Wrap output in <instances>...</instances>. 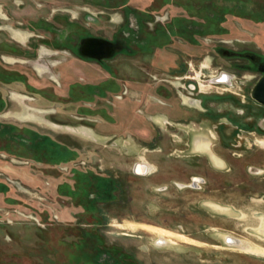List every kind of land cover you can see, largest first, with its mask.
<instances>
[{"label": "rangeland", "instance_id": "rangeland-1", "mask_svg": "<svg viewBox=\"0 0 264 264\" xmlns=\"http://www.w3.org/2000/svg\"><path fill=\"white\" fill-rule=\"evenodd\" d=\"M128 1L131 6L158 18L156 22H166L178 14L188 15L187 11L202 21L201 16L212 15L218 7L235 9L237 14L226 13L221 23L224 32L199 35L196 45L174 37L168 46L156 48L150 54L141 51L134 55L117 54L104 61L103 67L90 61L81 62L73 52L56 50L52 45L62 34H69L74 42L79 32L112 39L125 22L122 3ZM235 1L174 0L173 4L166 0H0V16L8 18L1 19L0 26H12L10 18L22 22L21 37L17 35V38L25 43L24 52L30 41L38 39L35 42L39 44L38 55L42 58L25 53L18 57L23 61L22 71L28 72L29 84L34 88L29 89L25 82V85L13 82L7 87L8 106L6 113L0 115L1 122L24 125L28 119H34L41 133L50 134L57 145L66 149L65 154L82 162L70 174L57 167V160L53 159L57 163L49 167L39 162L35 164L37 175L49 180L50 185L53 183V190H11L7 195H0V264H87L86 258L73 256L89 246L80 247L86 233L90 236H87L89 243L97 241L100 249L114 247L123 251L135 264H264V146L258 142L264 140V129L257 125L264 119V113H256L253 102H250L252 107L250 103L240 102L245 92L244 81L251 84L254 78L251 74L243 77V72L234 65L236 59L221 51L224 48L264 53V22L239 15L241 6ZM248 1L246 10L257 4L264 6V0ZM82 7L88 12L80 16ZM97 10L103 13L91 14ZM130 23L136 24L133 15ZM135 31L141 35L146 27ZM33 32L50 38L48 44L36 37L27 40ZM14 58L7 56L8 61ZM179 72L183 78L175 77ZM160 73L166 75L168 82L160 79ZM222 73L230 74L227 82L211 81ZM32 74H38L39 78H32ZM123 74L134 81L136 95L147 88L148 94L153 92L152 96L163 101L167 97L172 103L178 99V93L188 88L186 80L195 82L197 89L193 96L199 99L208 96H203L206 98L203 106L199 105L206 111L191 108L186 120L205 118L211 124L214 116L228 122H244L246 130L237 139L241 144L225 149L216 146V151L227 161L220 168L215 167L214 174L204 154L199 153L196 172L209 175L205 182H193L192 188L183 190H146L151 174H133L131 165L136 159L132 157L119 156V162L114 163L110 151L118 155V150L108 146L112 142L107 138L112 132L110 123L117 120V106L127 97L123 94L127 89L121 91L122 86L114 81L116 75ZM102 75L109 79L101 80ZM155 75L158 76L154 78ZM90 76L98 77V92L103 91V95L93 102L81 99L82 107L77 103L71 107V114L83 119H75L73 123L60 121L71 119V115L65 114L67 102L72 100L70 95L72 98L84 95L80 87L73 88L68 95V85L72 81L86 83ZM248 92L249 89L245 95ZM239 110L245 113H237ZM120 112L118 109L119 117L123 116ZM98 119L103 123L98 125ZM141 140L138 142L143 145ZM138 149L142 155L143 148ZM141 165L144 171L148 170L146 163H139L135 166L136 172H144L138 171ZM93 174H106L113 183V190L100 197L97 207L88 198L96 190ZM57 177H63L62 181ZM36 182L38 187L48 186L42 180ZM11 196L16 201L21 198L48 210L53 214L52 221L40 222L29 209L16 206V201L9 199ZM162 235L169 240L158 243ZM181 236L186 239H180ZM232 238L237 242H232Z\"/></svg>", "mask_w": 264, "mask_h": 264}, {"label": "flooded vegetation", "instance_id": "flooded-vegetation-1", "mask_svg": "<svg viewBox=\"0 0 264 264\" xmlns=\"http://www.w3.org/2000/svg\"><path fill=\"white\" fill-rule=\"evenodd\" d=\"M166 2H173L174 0H166ZM181 3V2H180ZM179 2L177 4L183 6ZM151 5V3H150ZM123 12L125 15V22L119 26L118 30L114 33V37L112 39H108L102 36L89 34L86 32H79L76 35V38L74 42H71V37L69 34H62V38L57 36V40L54 41L52 45H55L56 50L66 51L69 50L70 52H73L74 56L77 57L81 62H94L98 66V64L103 67V62L109 60L110 58H113L117 54H125V55H134L138 51L141 52H147L152 53L154 50L164 48L168 46L171 43V40H173L174 37L180 38L185 40L187 43L191 45H196L198 43V36L200 35L198 33L199 27L198 25H193L188 23L187 29L185 31V35H182L180 31L182 32L183 28L179 27L181 26L180 23H182L183 18H185L188 21H199L198 19H195V15H193L191 12H188V15L184 14H178L175 16H172L168 21L166 22H156L158 21V18H156L153 15H149L146 10H140L138 8H135L131 6L130 2L122 3ZM138 9V10H137ZM61 10V9H58ZM65 10V9H64ZM63 11V10H61ZM83 11V12H82ZM88 12V9L86 7H82L80 9V16L81 14L86 15ZM98 13H103L101 10H97L96 12H91L92 15L98 16ZM134 16L135 18V26H131L130 18L131 16ZM68 17H71L69 15ZM74 17V16H72ZM75 18V17H74ZM4 21L8 19L7 17H1L0 16V23H2V20ZM166 18L165 20H167ZM10 21L12 23V26L7 27L6 25L4 27L0 26V115L6 113L8 101H7V87L12 84L13 82H22L24 85L27 83V87L29 89H33V84H29L30 80L27 78L30 75L27 71L23 72L21 67V63L23 62L22 59H19L18 57H22L23 53H25L27 56L32 57L34 54H37V59L41 56L38 55V49L39 44L35 41H38V39H34V41H30V44L26 46V51L24 52V46L25 43H23L19 38H17V35L21 37V28L22 22L17 21L14 18H10ZM78 22L80 23V18H78ZM34 24H37L34 22ZM152 24V25H151ZM70 25V24H69ZM151 25V26H150ZM51 28H54L52 25ZM146 27V31L142 32L141 35L136 33L139 30H144ZM26 28H28L26 26ZM32 30H37L35 26H31ZM84 29V28H83ZM62 32V30H59ZM48 32V31H47ZM55 34V33H54ZM204 35V34H203ZM55 36V35H54ZM36 37L40 38L43 43L48 44L47 40L50 38H46L45 36L36 34V33H29L27 36V40L29 38ZM53 37V35H52ZM88 37H96V38H104L112 43L113 50L111 53V56L106 59L102 60H96L89 58L88 56L84 55L82 53V44L85 39ZM135 46H138L137 49H135ZM223 54H226L228 57H233L236 59V63L234 64L237 68H239L240 71H242V76L246 77L248 74H251L249 76L253 77V84L251 88H248L251 84L248 83V80H243V86L244 91L248 92V95H245V92L242 94L243 99L240 100L241 103L248 105L250 102H253V105L255 106V112L262 114L264 113V104L256 101L251 96V92L253 88L256 86L258 81L264 76V53L260 51H248L245 50L243 52L235 51V50H228V49H221ZM14 56L12 61L7 60V56ZM243 59L242 62L238 59ZM61 63V62H59ZM10 64H14V66H10ZM20 64V65H19ZM181 61L179 62V65H181ZM52 65V64H51ZM33 68V66H31ZM98 68V67H97ZM78 69L75 67V70ZM80 69V68H79ZM109 70V69H108ZM111 72V70H109ZM70 74V73H69ZM25 75V77H24ZM71 75V74H70ZM36 77L39 78L38 74H32V78ZM163 82H168V79L163 78ZM25 82V83H24ZM114 82V81H113ZM80 87L81 91L84 95L80 94L78 97H71V91L73 88ZM117 88L115 85H113V88ZM125 89V88H124ZM122 90V88H121ZM109 92V91H107ZM103 91L98 92V77L93 79H89V81L86 83H81L80 81H72L68 85L67 94L70 95L69 98L72 100H69L67 113L68 115H71V119H64L60 121L64 122H75V119L80 120L83 119V117H77L73 116L71 114V107L74 106L75 103L78 104V107H82L84 104L80 102L81 99L88 100L89 102H93L95 99L97 100L98 97L103 95ZM127 93L126 90H124L123 94ZM166 95V93H165ZM49 98V97H48ZM249 100V101H246ZM47 100V99H46ZM49 101V99L47 100ZM250 106L252 107V104L250 103ZM86 107V106H85ZM247 107V106H246ZM89 109H92L89 107ZM245 111L242 110L243 114ZM47 116V115H46ZM52 119V118H51ZM56 119V118H53ZM261 119V118H260ZM37 122L34 119H28L27 124L24 125H18L15 123H7V122H1L0 120V195L4 196L5 194H9L11 190H53V183L50 185L49 180H44V178L37 175L38 171L35 170V164L45 163L49 166H54L53 159L58 161L57 167H60L62 170H66V174H70L75 169H77L82 162L81 161H75L74 159H71L69 155L65 154L64 152L66 149L62 148L60 145H57L55 142V138H53L48 133H41L38 130V127L36 126ZM241 125L246 126V123H241ZM261 123H258L257 125L261 127V129H264L263 125H260ZM77 126H80L78 123ZM10 131V132H8ZM50 162V163H49ZM71 163V164H70ZM50 164V165H49ZM66 165V166H60V165ZM85 164V163H83ZM12 175V176H11ZM95 179V189L92 192L88 194L89 201L94 206L97 207L98 200H100L101 196L104 197L106 194H110L108 190H113L112 182L107 186H101L98 183V174L92 175ZM40 177V178H39ZM47 175V179H48ZM60 179V182L62 181L63 177H57ZM54 179V177H51V180ZM42 180L43 183L46 186H40L36 185V181ZM59 185V184H58ZM9 198V197H8ZM12 200V202L16 201V198H12V196L9 198ZM22 201V202H21ZM50 202V201H49ZM52 202V201H51ZM16 206H19L21 208H27L29 211L36 215L37 219L41 222L42 218L46 217L49 221H52L53 214L46 211L44 208L40 209L36 203L33 202H25L21 198L16 201ZM89 204V203H88ZM11 205V204H10ZM12 210V209H11ZM44 223V222H43ZM96 263L93 264H131L128 255L120 250L115 249L114 247L106 248L105 251H101L95 256Z\"/></svg>", "mask_w": 264, "mask_h": 264}, {"label": "crops", "instance_id": "crops-1", "mask_svg": "<svg viewBox=\"0 0 264 264\" xmlns=\"http://www.w3.org/2000/svg\"><path fill=\"white\" fill-rule=\"evenodd\" d=\"M161 74L163 75V73H160V79L165 78L166 75L162 76ZM223 74L230 77L229 73H222L217 75L219 78H212L211 81L213 83L224 84L226 80H222L221 75ZM157 76L153 77L156 78ZM175 77L183 78L184 76L179 72ZM94 78L90 76L89 79L94 80ZM100 78L103 81L109 79L104 75ZM111 78L115 79L112 76ZM116 79L114 81L122 86V90L123 88L127 89V97L125 99L122 98L121 104L117 106L118 108L115 111L117 120L110 123L111 126L109 128L112 132L107 138L111 139L112 142L108 146L111 149L118 150V155L113 153L114 150L110 151V154H112L111 159L114 163L119 162V156L136 159L131 165L133 174H151L146 182L148 184L145 187L146 190H183L188 187L192 188L190 184L193 182H205V177L209 178V175H198L199 173L196 172L200 163L198 160L199 153L204 154L207 159L206 162L211 168L209 170L213 173L215 167L220 168L227 161L226 158L216 151V146L219 149H225L241 144V140L238 141L237 139L240 138L239 133L246 130V126L241 125L240 122H236L235 120L228 122L221 118L216 119L214 116L212 119L216 121L212 120L214 123L211 124L205 118L186 120L192 111L191 108L202 112L206 111L201 107L203 106V100L208 98V96L203 95L206 98L202 96L200 99L193 96L194 90L197 89L195 82L192 83L186 80L185 86L188 88H186L184 93H178V99H174L172 103V100L167 97H164L163 101L156 96H152L153 92H149L151 94H148L147 88L141 90L136 95L133 90V84L135 83L134 81H130L131 79L128 75H116ZM195 102H197V106ZM118 109L123 116H117ZM237 113L241 114L242 110H239ZM263 120L261 119L259 123L264 126ZM99 123L102 124L103 121L100 120L99 122L98 119V125ZM250 132H252L251 129L249 130ZM140 140L143 145L138 142ZM99 141L101 139H98ZM235 142L238 144H235ZM258 142L264 146V140H259ZM104 146L107 145L104 144ZM138 147L143 148L142 155H140ZM228 162L230 163V161ZM139 163H146L148 170L143 173L136 172L135 166ZM98 168H102V166L98 165ZM106 174H104V177L108 178ZM98 175L103 176V174ZM137 225L148 226L145 224ZM163 235L166 236V234ZM163 235L159 237L168 241L169 239ZM179 238L186 239L183 236Z\"/></svg>", "mask_w": 264, "mask_h": 264}, {"label": "trees", "instance_id": "trees-1", "mask_svg": "<svg viewBox=\"0 0 264 264\" xmlns=\"http://www.w3.org/2000/svg\"><path fill=\"white\" fill-rule=\"evenodd\" d=\"M248 2H249L248 0H236L235 1L236 4H239L241 6L238 9V11H239L238 14L239 15L245 14V15L249 16V18H251L255 21L264 22V6L261 4H257L255 6H253V8H249V10H246V8H244V6H249ZM214 7L216 8L215 5H214ZM226 13H232V14L236 13L237 14V10L231 9L228 7H221V8L218 7V10H214L212 15L206 14L204 16H201L200 18H202V21H200V20L199 21H195V20L188 21L185 18H183V19H181L182 23H180L181 26H179V27L183 28L182 32L180 31V33L182 35H185V31L187 29L188 23L193 24V25H198V27H199L198 33L200 35L224 32V28L221 26V23L224 21ZM110 182H112V181H110L109 178L98 175V183L100 185L102 184L101 186H106L107 184L109 185ZM108 192H110V190H108ZM41 220H42V222H45L48 219L46 217H44ZM87 236L90 237L89 234L86 233L85 238L83 239V242L81 243L82 245H80V247L82 248L86 245H89V246L82 248L80 250V252L74 254L73 256H75L77 258L84 257V258H86L87 264H93V263H96V261L94 259L95 256L98 253H100L101 251H105L106 249H104V248L100 249L98 244H97V241L89 243ZM130 263L135 264L134 262H131V261H130Z\"/></svg>", "mask_w": 264, "mask_h": 264}, {"label": "water", "instance_id": "water-1", "mask_svg": "<svg viewBox=\"0 0 264 264\" xmlns=\"http://www.w3.org/2000/svg\"><path fill=\"white\" fill-rule=\"evenodd\" d=\"M113 50L112 43L104 38L88 37L82 44V53L89 58L102 60L109 58ZM252 98L264 104V76L251 92Z\"/></svg>", "mask_w": 264, "mask_h": 264}, {"label": "bare ground", "instance_id": "bare-ground-1", "mask_svg": "<svg viewBox=\"0 0 264 264\" xmlns=\"http://www.w3.org/2000/svg\"><path fill=\"white\" fill-rule=\"evenodd\" d=\"M222 80L228 81V76L226 74L221 75ZM138 171H144V165H141ZM166 242L163 238L158 239V243ZM232 242H237L234 238H232ZM255 253V252H254Z\"/></svg>", "mask_w": 264, "mask_h": 264}]
</instances>
